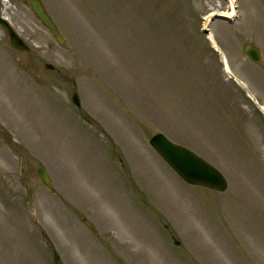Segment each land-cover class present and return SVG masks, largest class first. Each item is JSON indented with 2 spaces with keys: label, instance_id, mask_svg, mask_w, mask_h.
<instances>
[{
  "label": "rangeland",
  "instance_id": "374dc122",
  "mask_svg": "<svg viewBox=\"0 0 264 264\" xmlns=\"http://www.w3.org/2000/svg\"><path fill=\"white\" fill-rule=\"evenodd\" d=\"M41 1L64 44L23 0H0L29 46L0 27V264H264V115L201 32L264 106V0L228 17L227 0ZM156 132L226 189L184 182Z\"/></svg>",
  "mask_w": 264,
  "mask_h": 264
},
{
  "label": "water",
  "instance_id": "95a60500",
  "mask_svg": "<svg viewBox=\"0 0 264 264\" xmlns=\"http://www.w3.org/2000/svg\"><path fill=\"white\" fill-rule=\"evenodd\" d=\"M32 10L38 20L46 27V29L54 36L59 44H64L65 40L58 29L57 24L47 12L41 0H23ZM0 27L3 28L9 39V44L17 50H28V44L19 36L18 32L10 24V22L0 14ZM206 32V29H204ZM219 60L223 66L224 71L232 76L226 69V62L224 55L220 48H216ZM245 54L248 58L257 63L261 60V53L255 46L247 45L244 48ZM52 69L51 64L45 65ZM240 82V81H239ZM241 83V82H240ZM242 84V83H241ZM72 102L80 105L77 93L72 94ZM152 148L161 156V158L187 183L199 185L217 191H224L227 187V179L224 174L215 166L207 162L201 156L196 154L191 149L177 144L167 138L163 133H155L149 139ZM36 173L43 180L46 185H50V178L43 166L36 168ZM178 244L179 242L175 240ZM58 259L56 253L53 254V261Z\"/></svg>",
  "mask_w": 264,
  "mask_h": 264
},
{
  "label": "bare ground",
  "instance_id": "6f19581e",
  "mask_svg": "<svg viewBox=\"0 0 264 264\" xmlns=\"http://www.w3.org/2000/svg\"><path fill=\"white\" fill-rule=\"evenodd\" d=\"M2 1L5 2L6 0H2ZM227 1L229 3V6L231 7V12L222 11L221 14L219 15L220 17L226 16L225 14H227L229 16H233L236 13V6H235V3H234V0H227ZM212 15H213V13H209L208 15L205 16V20H206L205 26H207L209 24L210 20L212 19L211 18ZM209 18H210V20H209ZM8 42H9V39H8ZM215 44H216V48H219V46L217 45V43H215ZM261 106H262V108L264 110V106L263 105H261Z\"/></svg>",
  "mask_w": 264,
  "mask_h": 264
}]
</instances>
